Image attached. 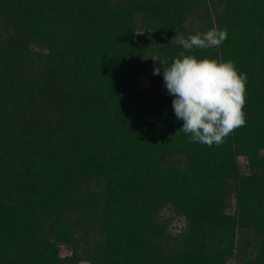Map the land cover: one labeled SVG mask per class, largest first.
<instances>
[{
    "label": "trees",
    "instance_id": "16d2710c",
    "mask_svg": "<svg viewBox=\"0 0 264 264\" xmlns=\"http://www.w3.org/2000/svg\"><path fill=\"white\" fill-rule=\"evenodd\" d=\"M213 26L186 54L246 74V123L208 146L151 57ZM0 264H264V0H0Z\"/></svg>",
    "mask_w": 264,
    "mask_h": 264
},
{
    "label": "clouds",
    "instance_id": "9594fccd",
    "mask_svg": "<svg viewBox=\"0 0 264 264\" xmlns=\"http://www.w3.org/2000/svg\"><path fill=\"white\" fill-rule=\"evenodd\" d=\"M227 38V30L216 26L195 34L175 33L170 43L180 46L171 62L159 55L151 57L160 66L153 75L161 74L172 107L183 132L190 142L212 146L224 143L225 138L246 123L245 84L247 76L238 73L232 60L198 59L193 49L219 47ZM177 131V132H178Z\"/></svg>",
    "mask_w": 264,
    "mask_h": 264
},
{
    "label": "rangeland",
    "instance_id": "374dc122",
    "mask_svg": "<svg viewBox=\"0 0 264 264\" xmlns=\"http://www.w3.org/2000/svg\"><path fill=\"white\" fill-rule=\"evenodd\" d=\"M139 87L141 89H147L149 87V81H148V78L145 77V76H142L140 78V81H139ZM241 165L242 162H241ZM167 214H169V212H167ZM172 228L173 230H177L178 232L180 231H185L186 230V225H185V222L183 220H180V219H173L172 220ZM69 248L68 247H60V252L63 256L65 255H68L70 252H69Z\"/></svg>",
    "mask_w": 264,
    "mask_h": 264
}]
</instances>
